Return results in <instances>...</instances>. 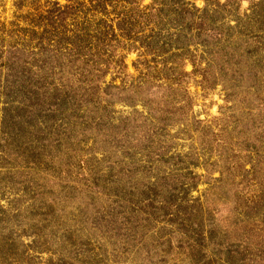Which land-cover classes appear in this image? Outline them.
<instances>
[{
	"label": "rangeland",
	"instance_id": "obj_1",
	"mask_svg": "<svg viewBox=\"0 0 264 264\" xmlns=\"http://www.w3.org/2000/svg\"><path fill=\"white\" fill-rule=\"evenodd\" d=\"M185 2L0 0V264H264V0Z\"/></svg>",
	"mask_w": 264,
	"mask_h": 264
},
{
	"label": "trees",
	"instance_id": "obj_2",
	"mask_svg": "<svg viewBox=\"0 0 264 264\" xmlns=\"http://www.w3.org/2000/svg\"><path fill=\"white\" fill-rule=\"evenodd\" d=\"M65 1L68 4L72 5L73 7H70V6H66V7L61 6L60 7L58 3H55V6L57 8L60 7L61 12H63V13H64V10L66 12L71 8H75L76 12L78 13V14H76L77 18H78V17H80V15L83 17L87 16V13H89V16L90 15L106 16L105 13L107 12V9L111 5H113V3H115L117 0H65ZM122 1L125 2V1H131V0H122ZM156 2L160 3L159 4L160 9L159 10H157L158 8H156L157 7L155 4ZM187 6L188 5L186 4L185 0H152V6L150 7V10H152V12L158 13V15H160V16H162V14L165 13L166 17H168L166 19V21H170V24L178 22V26L175 27V31L178 34L177 41H179V38L181 36L180 34H182L183 32H186L187 30L193 28V24L190 21H188V19H187V16L190 15V13H189L190 10L187 9ZM169 14H170V16H169ZM130 19L131 18L127 16L125 18L124 22L117 24L119 29L125 30L128 27V25L131 24V22H132V20H130ZM163 19H164V16H163ZM98 21L101 22V20H98ZM164 21L165 20L158 21V22H156V25L153 24V21L148 22V23L153 25L152 28L156 29L159 32V34H162V33L167 31V28H170V27H168L169 24L165 23ZM203 21L196 22L197 23L196 25H198V29H199L198 32L200 34H201V28H204V24H205V22H203ZM110 27H112V26H110ZM132 31L128 35L129 37H131ZM84 34H89V31L87 30V28H86V33H84ZM112 35H114V34H112ZM129 37H127V38H129ZM174 38H175V36H172V39L168 40V41L172 42ZM193 38H194V36H193ZM150 47H151V50L148 52L150 55L147 54V56H151L153 51L155 54H152V55H156V54H158V52L161 49H163V48H161L160 42H158V41L153 42V44L150 45ZM120 65L123 67V69L126 67V65L123 61L120 62ZM229 261H230V259H229Z\"/></svg>",
	"mask_w": 264,
	"mask_h": 264
}]
</instances>
